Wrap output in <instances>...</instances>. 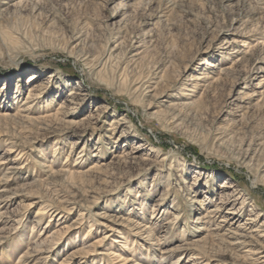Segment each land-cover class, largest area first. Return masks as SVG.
<instances>
[{
	"label": "rangeland",
	"instance_id": "374dc122",
	"mask_svg": "<svg viewBox=\"0 0 264 264\" xmlns=\"http://www.w3.org/2000/svg\"><path fill=\"white\" fill-rule=\"evenodd\" d=\"M238 197L264 223V0H0V264H258Z\"/></svg>",
	"mask_w": 264,
	"mask_h": 264
},
{
	"label": "bare ground",
	"instance_id": "6f19581e",
	"mask_svg": "<svg viewBox=\"0 0 264 264\" xmlns=\"http://www.w3.org/2000/svg\"><path fill=\"white\" fill-rule=\"evenodd\" d=\"M71 93L69 96H71ZM231 196L232 195H225L224 197H222L223 203L230 202ZM240 199H241V197H238V198L232 200L233 203L227 209L229 211L220 220V223H221V225L222 224L226 225V224L230 223L228 232L232 235H235L237 237L238 241L241 240V242L239 244H242V245L245 244L246 240L251 239L253 236H256L257 238H259L260 239L259 240L260 245H258V248L254 252H252V255L257 256V259H255V261L259 262L260 264H264V246H263V244H261V240H262V242H264V223L257 225V223L254 224V222H256L257 219L249 218V219H246V220H248V222H244V223L239 224L238 226H236L234 228H231L233 226L234 220L237 218V216L241 212V208L243 207V202H241L240 206H238L239 205L238 202ZM219 209L220 208H215L213 210L208 211L210 214L209 218H214L215 216H217ZM218 225H219L218 227H221L220 224H218ZM46 228H47V226H46ZM196 259H197L196 257L192 256V260H196Z\"/></svg>",
	"mask_w": 264,
	"mask_h": 264
}]
</instances>
